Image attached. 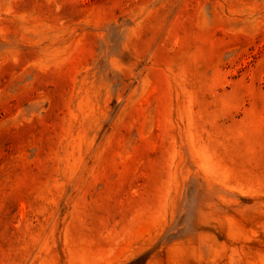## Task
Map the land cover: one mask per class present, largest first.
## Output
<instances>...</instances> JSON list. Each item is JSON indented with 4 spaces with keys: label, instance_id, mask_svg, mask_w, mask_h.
<instances>
[{
    "label": "rangeland",
    "instance_id": "1",
    "mask_svg": "<svg viewBox=\"0 0 264 264\" xmlns=\"http://www.w3.org/2000/svg\"><path fill=\"white\" fill-rule=\"evenodd\" d=\"M0 264H264V0H0Z\"/></svg>",
    "mask_w": 264,
    "mask_h": 264
}]
</instances>
